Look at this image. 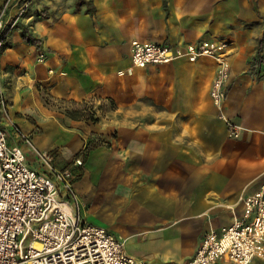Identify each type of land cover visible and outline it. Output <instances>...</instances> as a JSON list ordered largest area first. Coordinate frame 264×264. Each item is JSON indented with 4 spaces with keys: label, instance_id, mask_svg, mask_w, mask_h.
I'll return each mask as SVG.
<instances>
[{
    "label": "crops",
    "instance_id": "crops-1",
    "mask_svg": "<svg viewBox=\"0 0 264 264\" xmlns=\"http://www.w3.org/2000/svg\"><path fill=\"white\" fill-rule=\"evenodd\" d=\"M21 5L10 0L9 16ZM202 39L230 43L225 117L212 58L131 61L133 40ZM0 92L9 144L45 171L22 133L72 171L87 223L146 264H184L264 181V0H30L0 53ZM82 103L96 121L65 115Z\"/></svg>",
    "mask_w": 264,
    "mask_h": 264
},
{
    "label": "built area",
    "instance_id": "built-area-1",
    "mask_svg": "<svg viewBox=\"0 0 264 264\" xmlns=\"http://www.w3.org/2000/svg\"><path fill=\"white\" fill-rule=\"evenodd\" d=\"M29 2L22 0L13 16H9L10 0L0 6V53ZM229 45L225 39L178 45L133 40L131 61L143 67L179 58L191 62L202 56L212 58L216 74L210 97L219 116L225 117L222 108L230 72ZM0 106H5L1 92ZM227 125L229 135L237 137L240 126L229 120ZM20 135L46 170L28 166L23 149L9 144L0 125V264H146L128 255L123 242L104 227L85 221L72 171L55 167L50 152L39 150L27 136ZM240 201L241 213L229 225L205 231L195 254L184 264L264 260V181Z\"/></svg>",
    "mask_w": 264,
    "mask_h": 264
},
{
    "label": "trees",
    "instance_id": "trees-1",
    "mask_svg": "<svg viewBox=\"0 0 264 264\" xmlns=\"http://www.w3.org/2000/svg\"><path fill=\"white\" fill-rule=\"evenodd\" d=\"M24 38L29 42L34 43L35 40L28 37L24 36ZM65 115L68 116L71 119H82L85 121H91L94 122L98 119L96 116V110L92 105H88L85 103H82L81 106L78 107H73L70 109H66L64 111Z\"/></svg>",
    "mask_w": 264,
    "mask_h": 264
}]
</instances>
